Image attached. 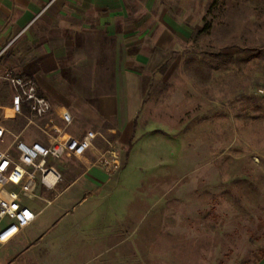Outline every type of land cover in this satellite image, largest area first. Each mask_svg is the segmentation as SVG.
Here are the masks:
<instances>
[{"label": "rangeland", "instance_id": "obj_1", "mask_svg": "<svg viewBox=\"0 0 264 264\" xmlns=\"http://www.w3.org/2000/svg\"><path fill=\"white\" fill-rule=\"evenodd\" d=\"M162 5L179 31L134 67L142 86L130 89L139 106L131 137L130 121L95 113L114 92L106 43L94 78L81 71L91 67L86 57H68L76 63L64 67V90L83 108L68 132L98 136L85 158L54 162L61 180L27 203L39 216L22 248L0 247V264H92L98 255L100 264L125 255L137 256L134 264H264V0ZM8 53L0 56V124L36 138L26 118H3L13 94L2 75H24L4 66ZM35 58L16 56V64ZM32 230L44 234L35 249Z\"/></svg>", "mask_w": 264, "mask_h": 264}, {"label": "crops", "instance_id": "obj_2", "mask_svg": "<svg viewBox=\"0 0 264 264\" xmlns=\"http://www.w3.org/2000/svg\"><path fill=\"white\" fill-rule=\"evenodd\" d=\"M163 1L0 0V56L9 52V59L4 66L15 73L18 71L24 74L16 75L33 79L40 94L57 110L70 112L73 126L76 112L82 113L83 108L80 105L78 107L73 98H68L64 90L65 83L69 80L64 67L67 63L75 66L76 61H69L68 57H86L82 64L91 67L81 71L91 72L92 75L99 73L102 64L99 56L102 55L100 50L103 41L109 48L108 53L103 54L113 57L109 71L113 77L114 92L98 99L95 113L97 118L103 121H130L124 126V134L131 137L136 128L132 120L135 119L139 106L130 89L142 86L140 83H134L142 78V74L134 67L146 64L154 53L153 49L163 48L162 45L172 41L174 35H177V21L171 10L164 11ZM22 48H26L25 51L19 52ZM20 55L36 58L31 67H20L16 64V56ZM78 65H81V62ZM96 76L97 80L99 75ZM10 106L11 101L2 105L3 113L10 111ZM83 106L87 109L90 104L87 102ZM51 230L48 229L46 233ZM32 231H29V234L32 233L36 238L37 246L32 247L35 249L43 240L44 234L38 236L35 230ZM25 232L7 245L12 244L18 251L24 246ZM110 247L118 246L114 243ZM127 247H133L132 242ZM100 256H95L91 263H106L101 261ZM17 260L16 258V262ZM136 260L138 257L133 255L115 256L107 263L134 264ZM45 262L49 263L48 259Z\"/></svg>", "mask_w": 264, "mask_h": 264}, {"label": "built area", "instance_id": "obj_3", "mask_svg": "<svg viewBox=\"0 0 264 264\" xmlns=\"http://www.w3.org/2000/svg\"><path fill=\"white\" fill-rule=\"evenodd\" d=\"M2 79L13 90L11 115L3 113V118L24 117L41 135L25 139L0 124V247L22 235L37 220L38 214L27 203L41 200L40 193L55 189L61 180L54 162L85 158L98 136L93 131L81 137L70 134V112L57 110L40 94L33 79L11 72L4 73Z\"/></svg>", "mask_w": 264, "mask_h": 264}, {"label": "trees", "instance_id": "obj_4", "mask_svg": "<svg viewBox=\"0 0 264 264\" xmlns=\"http://www.w3.org/2000/svg\"><path fill=\"white\" fill-rule=\"evenodd\" d=\"M132 145H130V147H131Z\"/></svg>", "mask_w": 264, "mask_h": 264}]
</instances>
